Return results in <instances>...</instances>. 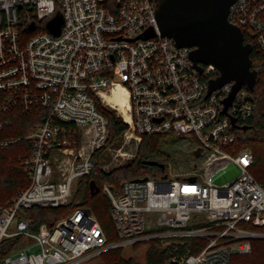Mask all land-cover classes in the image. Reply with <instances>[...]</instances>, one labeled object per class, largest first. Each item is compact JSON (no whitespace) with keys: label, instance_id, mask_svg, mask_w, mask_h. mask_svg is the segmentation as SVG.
<instances>
[{"label":"built area","instance_id":"1","mask_svg":"<svg viewBox=\"0 0 264 264\" xmlns=\"http://www.w3.org/2000/svg\"><path fill=\"white\" fill-rule=\"evenodd\" d=\"M57 14L64 19L59 35L47 30ZM229 19L264 52V0H237ZM23 23L35 32L28 38ZM149 27L154 36L137 38ZM192 49L161 33L156 0H0V149L22 138L6 131L12 112L40 119L23 136L33 140L32 152L19 158L30 182L0 204V244L15 236L23 242L0 264H82L155 238L165 244L206 240L198 252H177L172 259L180 264H231L234 255L252 252L253 239L264 237V185L250 170L252 150L230 149L242 131L232 128V117L244 126L254 95L242 86L225 113L234 81L208 95L219 70L196 67ZM118 85L128 92L130 121L124 119L129 127L116 157L133 155L125 146L134 140L139 147L145 134L174 133L196 139L200 160L189 170L169 164L163 176L125 179L118 194L104 183L115 240L83 205L33 230L25 210L67 205L79 179L92 171L94 153L107 147L109 121L97 102L116 108L103 94ZM149 213L155 215L147 224Z\"/></svg>","mask_w":264,"mask_h":264},{"label":"trees","instance_id":"2","mask_svg":"<svg viewBox=\"0 0 264 264\" xmlns=\"http://www.w3.org/2000/svg\"><path fill=\"white\" fill-rule=\"evenodd\" d=\"M31 13L34 18H37L35 11H31ZM20 30L25 38L35 33L29 31L25 23L20 24ZM245 41L253 42L247 34ZM251 57L254 67L259 73L252 90L255 109L246 120L245 125L249 126L248 129L236 131L237 140L230 150L233 153H238L246 147L252 150L254 163L250 170L255 178L264 185V52H258L254 47ZM97 104L109 121L108 146L119 140L129 125L117 115L115 110L102 106L99 101ZM10 115L12 124L7 127L6 131L10 135H20L22 138L7 148L0 149V204L9 202L21 188L30 182L19 158L29 156L32 152L33 140L23 138V136L32 132L40 121L37 114L24 113L20 110L14 111ZM197 145L196 139L192 137L181 138L174 133L145 134L139 144L137 157L111 170H104L101 167L102 159L106 156L107 150V147H104L94 153L92 171L79 179L77 189L67 205L58 207L33 206L26 209L24 215L30 219L31 228L37 230L41 224H55L70 214L76 206L83 205L97 215L109 240H115L118 238V234L111 215L110 200L107 194L103 192V184L107 182L118 194L122 190V183L125 179L163 176L167 173L169 164L174 169L189 170L198 163L200 158L196 157L194 153ZM145 160L158 161L163 163L165 167L145 164ZM91 181L100 187L99 192L91 193ZM22 242V236L5 238L0 244V258ZM142 244H148L144 264H167L177 252L181 253L188 248L192 252L200 251L206 245V240L184 239L177 243L165 244L161 239L155 238L145 243L135 244L133 247L137 248ZM100 257L105 264H139L132 257L126 258L124 256L123 247L107 250ZM231 264H264V237L253 239L252 252L245 255H234Z\"/></svg>","mask_w":264,"mask_h":264},{"label":"water","instance_id":"3","mask_svg":"<svg viewBox=\"0 0 264 264\" xmlns=\"http://www.w3.org/2000/svg\"><path fill=\"white\" fill-rule=\"evenodd\" d=\"M237 0H156L158 25L164 36L173 38L178 47H192L191 59L195 66L200 64H214L219 70V76L209 82L208 95L224 84L234 81L230 94L224 99V112L236 93L247 86L254 89L258 79V70L252 68L253 45L245 41L243 30L229 19L230 8ZM64 23L62 14H57L47 24V30L59 35ZM36 24L29 25V30H35ZM155 35L152 27L137 38H149ZM134 40V39H132ZM248 125L240 126L236 118L232 117V128L243 131ZM202 148L194 150L195 156H201ZM145 164L157 165L164 168V164L155 160H145ZM147 179V176L142 180ZM100 191V187L91 181V193ZM167 264H180L171 259Z\"/></svg>","mask_w":264,"mask_h":264},{"label":"rangeland","instance_id":"4","mask_svg":"<svg viewBox=\"0 0 264 264\" xmlns=\"http://www.w3.org/2000/svg\"><path fill=\"white\" fill-rule=\"evenodd\" d=\"M106 106L109 109L115 110L117 115H119L123 120L125 119L124 116L122 115V113L118 109H116L117 107L113 108V107H111L108 104H106ZM122 144H123V139L121 137L116 142H113L112 144L107 146V148L110 146L112 149L109 150V149L106 148L107 149L106 150V156L102 159L101 167H103V165L110 164V165H108V169L111 170V169L120 167L123 164H126L127 162H129V161H131V160H133L134 158L137 157L138 147H137V144L134 142V140L131 141L128 145L125 146V149L131 151L133 155H131L129 157H125V158L120 156V155H118L116 157L117 149H119L122 146ZM199 160H200V158H199ZM142 177H145V176H142ZM103 192H104V190H103ZM154 215L152 213H149L147 215V220H148L147 224H148V222H150V219ZM147 248H148V244H142V245H140L137 248H135L133 246H126V247H124V256L126 258L132 257L136 263L144 264V262H145V253H146ZM82 264H105V262H104L103 259H101L100 256H96V257H93L92 259H89V260L83 262Z\"/></svg>","mask_w":264,"mask_h":264},{"label":"bare ground","instance_id":"5","mask_svg":"<svg viewBox=\"0 0 264 264\" xmlns=\"http://www.w3.org/2000/svg\"><path fill=\"white\" fill-rule=\"evenodd\" d=\"M106 102L113 104L122 113L126 121H130V113L128 107V92L122 85H118L111 92L104 93Z\"/></svg>","mask_w":264,"mask_h":264}]
</instances>
